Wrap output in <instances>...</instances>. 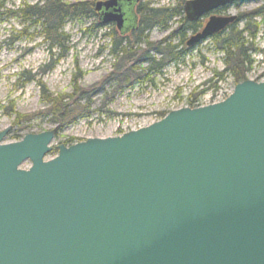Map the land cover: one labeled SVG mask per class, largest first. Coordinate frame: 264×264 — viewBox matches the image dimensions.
<instances>
[{
	"label": "water",
	"instance_id": "95a60500",
	"mask_svg": "<svg viewBox=\"0 0 264 264\" xmlns=\"http://www.w3.org/2000/svg\"><path fill=\"white\" fill-rule=\"evenodd\" d=\"M140 0L96 1L101 25L137 28ZM247 0H187L191 48ZM129 16L128 29H123ZM0 264H264V82L145 128L55 147V130L1 144ZM29 160L24 170L20 165Z\"/></svg>",
	"mask_w": 264,
	"mask_h": 264
},
{
	"label": "rangeland",
	"instance_id": "374dc122",
	"mask_svg": "<svg viewBox=\"0 0 264 264\" xmlns=\"http://www.w3.org/2000/svg\"><path fill=\"white\" fill-rule=\"evenodd\" d=\"M63 1L77 5L82 14L66 21L63 33L67 39L60 41L61 47L57 48L43 38L40 24L23 20L21 14L8 13L24 10L38 0H0V132L9 129L1 144L17 142L11 138L14 134L23 138L56 130L50 143L52 151L44 159L48 161L57 154L54 148L59 145L69 147L87 139L121 136L156 123L169 112L221 102L233 92L234 79L224 72L223 56L211 38L190 48L178 63L168 64L158 73L148 72L147 81L130 90L117 91L116 83L107 81L118 61L109 53L112 37L118 36L115 26L99 25L93 11L97 0ZM185 1L140 0L139 4L173 8ZM263 2L233 4L217 15L237 16ZM82 5H90L91 10ZM181 18L183 13L166 30L151 31L149 41L158 43L171 33L177 34ZM241 26L238 24V28ZM190 35L187 32L186 39ZM253 44L252 64L244 75L247 80L264 82V27ZM75 87L89 92V116L59 129L44 98L71 95ZM11 111L13 114L9 115ZM16 118L19 123L14 125ZM30 166L27 160L20 169Z\"/></svg>",
	"mask_w": 264,
	"mask_h": 264
},
{
	"label": "trees",
	"instance_id": "16d2710c",
	"mask_svg": "<svg viewBox=\"0 0 264 264\" xmlns=\"http://www.w3.org/2000/svg\"><path fill=\"white\" fill-rule=\"evenodd\" d=\"M182 4L181 2L173 8H151L139 4L137 7L139 19L137 28L130 35L131 40L111 35L112 46L109 53L113 59L118 61L114 64V69L108 75L107 81L116 83L117 91L130 90L134 85L147 81L148 72L158 73L166 65L178 63L190 50L185 45L187 32L191 34L199 32L204 25V19L186 23L181 18L180 22L183 27L176 32L177 34L171 33L158 43L149 41L151 31L166 30L172 20L182 14ZM25 7L24 10L8 13L9 15L21 14L23 20L40 24L43 38L57 48L61 47L60 41L67 39L63 33L66 21L82 14L77 5L65 4L63 0H38L36 4ZM82 7H87L88 11L91 10L90 5H82ZM240 23L242 26L238 28ZM263 27L264 2L250 11L239 13L233 24L211 37L216 50L223 56L224 72L233 77L235 84L247 80L244 73L248 72L252 64L250 58L255 51L253 42ZM173 40L176 42L173 43ZM63 51L62 49L60 55ZM143 65L146 67L143 68ZM88 93V91L75 87L71 95L44 98L48 111L54 115L53 120L59 129L89 116L86 112L90 103ZM190 106L192 107V103ZM11 114H13L12 111L9 115ZM18 123L16 118L14 125ZM11 138L17 141L22 139L17 134L12 135Z\"/></svg>",
	"mask_w": 264,
	"mask_h": 264
},
{
	"label": "flooded vegetation",
	"instance_id": "af4514ba",
	"mask_svg": "<svg viewBox=\"0 0 264 264\" xmlns=\"http://www.w3.org/2000/svg\"><path fill=\"white\" fill-rule=\"evenodd\" d=\"M97 1H105V0H97ZM96 2V1H95ZM94 2V3H95ZM137 7H138V4L137 5H135L134 6V8H133V11H134V13H135V15L137 16V21H138V14H137ZM93 11L95 12V14L97 15V18H98V23H99V25L101 26V24H100V21H99V17H100V15H99V13L98 12H96L95 10H94V4H93ZM182 13H183V9H182ZM129 16H127L126 18H125V25H124V28L123 29H128V22H129ZM204 18H206V16H204V17H202L201 19H199V20H202V19H204ZM183 20H184V13H183ZM198 21V20H197ZM184 22H186L185 20H184ZM196 22V21H195ZM186 23H190V22H186ZM192 23H194V22H192ZM109 24H113L114 26H115V28H116V25L114 24V23H109ZM205 24V23H204ZM103 26V25H102ZM204 26V25H203ZM183 27V24H181V26H180V29ZM203 28V27H202ZM201 28V29H202ZM200 29V30H201ZM199 30V31H200ZM135 31V29L134 28H131V29H129L127 32H125V33H123L122 35H121V33L117 30V28H116V33L118 34V36L119 37H121L122 39H130V35L133 33ZM196 34V33H195ZM192 35H194V34H191L190 36H192ZM129 36V37H128ZM189 36V37H190ZM188 37V38H189Z\"/></svg>",
	"mask_w": 264,
	"mask_h": 264
}]
</instances>
